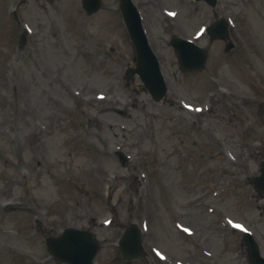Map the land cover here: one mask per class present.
<instances>
[{"label":"rangeland","instance_id":"374dc122","mask_svg":"<svg viewBox=\"0 0 264 264\" xmlns=\"http://www.w3.org/2000/svg\"><path fill=\"white\" fill-rule=\"evenodd\" d=\"M132 2L165 104L127 77L119 0H0V264H63L48 244L68 228L96 237L93 264H249L244 233L264 256V0ZM221 18L228 41L205 33ZM132 225L144 256L124 261Z\"/></svg>","mask_w":264,"mask_h":264},{"label":"water","instance_id":"95a60500","mask_svg":"<svg viewBox=\"0 0 264 264\" xmlns=\"http://www.w3.org/2000/svg\"><path fill=\"white\" fill-rule=\"evenodd\" d=\"M61 1V0H59ZM204 1L214 7L217 0ZM84 10L89 14L96 13L101 8L100 0H83ZM120 11L125 23L129 38L135 52V68L127 72L128 79L138 75L152 98L159 102L167 93V86L161 74L160 66L145 35L141 17L131 0H120ZM212 38L228 39L227 24L224 21L217 23L208 30ZM26 37L21 36V48ZM172 47L177 52L179 60L187 70H200L205 61L204 53L194 44L187 41H174ZM232 47V46H231ZM228 47V50L231 49ZM121 157H123L121 155ZM261 175L253 178L252 183L256 190L264 192V166ZM244 240L247 245L249 264H264L259 248L251 235L246 234ZM125 261H132L144 256L142 237L136 226H131L122 236L119 243ZM51 255L59 263L66 264H93V260L100 249L99 242L87 232L76 229H67L57 241L48 244Z\"/></svg>","mask_w":264,"mask_h":264},{"label":"snow or ice","instance_id":"6c2138e0","mask_svg":"<svg viewBox=\"0 0 264 264\" xmlns=\"http://www.w3.org/2000/svg\"><path fill=\"white\" fill-rule=\"evenodd\" d=\"M238 227V226H237Z\"/></svg>","mask_w":264,"mask_h":264}]
</instances>
